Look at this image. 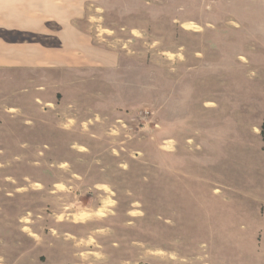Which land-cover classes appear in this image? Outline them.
I'll list each match as a JSON object with an SVG mask.
<instances>
[{"label":"rangeland","instance_id":"1","mask_svg":"<svg viewBox=\"0 0 264 264\" xmlns=\"http://www.w3.org/2000/svg\"><path fill=\"white\" fill-rule=\"evenodd\" d=\"M76 24L101 67L0 66V264H53L56 230L83 238L67 264H264V0H85Z\"/></svg>","mask_w":264,"mask_h":264},{"label":"crops","instance_id":"2","mask_svg":"<svg viewBox=\"0 0 264 264\" xmlns=\"http://www.w3.org/2000/svg\"><path fill=\"white\" fill-rule=\"evenodd\" d=\"M84 3L85 0H11L6 2V7L0 9V30L29 34L35 37H52L56 40V44L46 45L33 40L7 41L0 36V66L19 65L21 68L27 69H37L45 65L69 69L101 67L103 65L101 49L95 46L84 30L76 24L77 18L83 11ZM180 13L183 14L179 11L178 14ZM187 21L189 20L186 19L185 22ZM185 22L176 26L178 31L187 30L185 25L191 22L186 24ZM51 25L54 26L50 27ZM207 27H210L212 32L217 31L220 27L224 28L221 31H224L226 27L238 31L244 28L241 25H236V27L207 25ZM232 58L239 63L247 61L241 53H234ZM52 235L55 236L53 237L55 241L52 243V251L61 252V256L53 257V264H67L63 255L64 250L69 246L79 248L84 245L81 243L83 238L75 233L56 230ZM63 235L68 237H61ZM210 236V239L215 240L214 234L211 233ZM69 240L78 242L71 244ZM99 247L102 248L100 245ZM100 254L99 261L101 264H106V255H103L102 251ZM199 255L198 253L192 254L188 260H185L183 257L164 253L163 258H159V264H196ZM113 264L132 263L128 260H116Z\"/></svg>","mask_w":264,"mask_h":264},{"label":"trees","instance_id":"3","mask_svg":"<svg viewBox=\"0 0 264 264\" xmlns=\"http://www.w3.org/2000/svg\"><path fill=\"white\" fill-rule=\"evenodd\" d=\"M261 134H262V137H263V140H264V123H263V125L261 127Z\"/></svg>","mask_w":264,"mask_h":264}]
</instances>
